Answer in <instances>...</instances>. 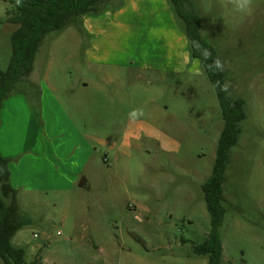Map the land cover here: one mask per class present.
I'll use <instances>...</instances> for the list:
<instances>
[{"label":"rangeland","instance_id":"374dc122","mask_svg":"<svg viewBox=\"0 0 264 264\" xmlns=\"http://www.w3.org/2000/svg\"><path fill=\"white\" fill-rule=\"evenodd\" d=\"M6 8L0 0V71L15 29L4 22ZM182 9L198 18L201 39L224 62L227 94L244 102L222 183L221 264H264V0H253L247 15L227 0H182ZM84 43L75 27L48 36L31 71L32 80L46 76L57 86L70 120L50 118L54 130L46 133L42 116L22 113V96L6 102L2 152L18 161L17 203L29 221L11 243L25 250L26 264H206L193 254L211 228L200 186L224 126L211 83L190 70L147 74V84L101 86L93 104L91 88H71ZM134 108L145 112L135 122Z\"/></svg>","mask_w":264,"mask_h":264},{"label":"trees","instance_id":"16d2710c","mask_svg":"<svg viewBox=\"0 0 264 264\" xmlns=\"http://www.w3.org/2000/svg\"><path fill=\"white\" fill-rule=\"evenodd\" d=\"M122 0H6L4 22L15 26L9 37L10 56L6 69L0 71V108L7 98L23 96L31 109L37 107L39 88L28 80L42 41L48 36H57L70 27L81 31L84 17H98L106 11L114 12ZM183 31L188 44L189 58L198 60L201 72L211 83L220 107L224 123L216 146L215 159L209 178L200 186L206 209L210 216V231L206 240L194 247L196 257H205L206 264H221L222 246L219 227L222 223V183L229 163V152L236 146L238 124L244 119L241 99H231L216 87L223 83V75L208 67L217 56L199 35L200 24L195 15L182 9V0H167ZM180 7V8H179ZM179 19L183 20V26ZM197 40L211 52L210 59L191 46ZM0 155V260L3 264H26L25 250L11 243L13 236L28 225V217L17 203L18 191L11 185L9 163ZM27 264H41L34 258Z\"/></svg>","mask_w":264,"mask_h":264},{"label":"crops","instance_id":"0c3cea01","mask_svg":"<svg viewBox=\"0 0 264 264\" xmlns=\"http://www.w3.org/2000/svg\"><path fill=\"white\" fill-rule=\"evenodd\" d=\"M78 32L81 33L85 43L80 52L83 57L82 62L75 64L77 76L75 85L71 88H75L76 91H87L91 88L92 92L95 91L93 100L91 99L93 104H97L101 86L106 84L116 82L120 88H123L129 78L147 84L148 82L143 80V76L147 74L158 75L162 79L164 75L178 76L189 70L191 74L196 75L201 72L200 69L199 74L195 71L194 60L189 58L187 39L167 0H122L120 8L114 12L106 11L98 17H84L81 31ZM77 54L78 51L74 49L69 57H77ZM31 73L30 81L39 88L37 107L31 109L23 96V102L17 101L25 117L29 116L28 111L39 119L42 116L48 133L54 130L50 118L62 122L70 120L69 114L56 95L57 86L48 84L46 76L43 82L34 81L31 79ZM10 99L11 97L3 101L0 108V132L4 120L9 122L5 117V107ZM8 106L13 112L15 111L13 103ZM71 129L76 130L72 123ZM0 155L11 160L8 166L10 182L15 188L18 184L16 173L19 164L17 159H14L15 155L3 154L1 140ZM85 162L86 160H83L82 165ZM36 166L39 165L31 164V167ZM77 173L78 170L76 175ZM73 184L75 183L70 182V185ZM85 184L86 180L83 178L77 186L82 187Z\"/></svg>","mask_w":264,"mask_h":264},{"label":"clouds","instance_id":"9594fccd","mask_svg":"<svg viewBox=\"0 0 264 264\" xmlns=\"http://www.w3.org/2000/svg\"><path fill=\"white\" fill-rule=\"evenodd\" d=\"M227 2L233 6L236 12L242 15L249 14L253 6V0H227ZM201 35L203 36V31H201ZM190 43L193 49L201 53L203 59L207 60L211 58V52L207 48H204L199 41L192 40ZM193 65L195 67L196 73L199 74V61H193ZM208 67L212 70L223 72L225 66L224 62L219 57H217L216 59L212 60V63L208 65ZM215 86L218 87L220 91L230 95V81L226 80L223 83L217 81ZM144 116L145 112L142 108H134L128 113V119L133 122L139 121Z\"/></svg>","mask_w":264,"mask_h":264},{"label":"built area","instance_id":"2783aa9c","mask_svg":"<svg viewBox=\"0 0 264 264\" xmlns=\"http://www.w3.org/2000/svg\"><path fill=\"white\" fill-rule=\"evenodd\" d=\"M34 237H35V235H34Z\"/></svg>","mask_w":264,"mask_h":264}]
</instances>
